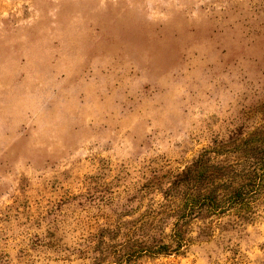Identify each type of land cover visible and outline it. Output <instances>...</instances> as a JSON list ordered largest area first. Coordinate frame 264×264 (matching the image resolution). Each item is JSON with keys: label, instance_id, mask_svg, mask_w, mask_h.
I'll return each instance as SVG.
<instances>
[{"label": "rangeland", "instance_id": "1", "mask_svg": "<svg viewBox=\"0 0 264 264\" xmlns=\"http://www.w3.org/2000/svg\"><path fill=\"white\" fill-rule=\"evenodd\" d=\"M256 138L264 0H0V264H264Z\"/></svg>", "mask_w": 264, "mask_h": 264}, {"label": "trees", "instance_id": "2", "mask_svg": "<svg viewBox=\"0 0 264 264\" xmlns=\"http://www.w3.org/2000/svg\"><path fill=\"white\" fill-rule=\"evenodd\" d=\"M256 140L258 141L259 144H263L264 143V138L260 139V138H256ZM256 141V143H257ZM223 169V170H222ZM210 170L213 171H218V170H222L224 171L225 168L224 166H218V165H211ZM254 172V171H253ZM254 176L251 177V179L248 182H241L239 184H237L236 186L232 187V190L229 192V198L227 196V198L225 200L222 199H218V197H203L202 199H198L193 195L189 198H187V204L190 205V209L193 211L195 209V207L197 206V202L201 201V208L203 207H210L213 210H217V209H224L227 205L230 206H237L240 205V209L243 210V208L246 207L247 202H244V195L245 193H248L250 191V186L252 185L254 179ZM210 191H215L214 189L210 190ZM177 229H174V237H176V246L174 248L171 247L170 244L166 243V242H162V244H160V246L154 250L149 249L148 251H151L154 254H171L173 252H177L180 251V249L182 248V242L181 240H179V238L177 239Z\"/></svg>", "mask_w": 264, "mask_h": 264}]
</instances>
